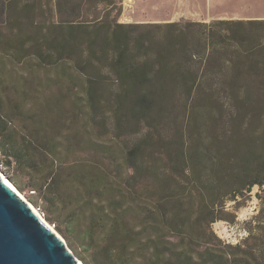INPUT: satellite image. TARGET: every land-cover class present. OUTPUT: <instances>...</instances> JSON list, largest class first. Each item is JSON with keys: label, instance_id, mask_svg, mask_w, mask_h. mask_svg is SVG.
<instances>
[{"label": "rangeland", "instance_id": "1", "mask_svg": "<svg viewBox=\"0 0 264 264\" xmlns=\"http://www.w3.org/2000/svg\"><path fill=\"white\" fill-rule=\"evenodd\" d=\"M54 2L0 0V136L18 156L2 155L0 143L5 178L81 264H104L95 246L115 264L125 254L128 264H264V108L124 103L90 36L52 26ZM117 2L120 14L101 5L98 17L264 19V0Z\"/></svg>", "mask_w": 264, "mask_h": 264}, {"label": "trees", "instance_id": "2", "mask_svg": "<svg viewBox=\"0 0 264 264\" xmlns=\"http://www.w3.org/2000/svg\"><path fill=\"white\" fill-rule=\"evenodd\" d=\"M101 5L121 13L117 0H55L59 21L52 26L90 36L94 61L105 58L124 103L146 109L170 105L195 113L264 108V19L120 24L109 13L99 18ZM194 139L189 135V149ZM0 141L1 154L18 159L8 134ZM51 185L52 179L45 188ZM102 221L101 216L90 220L85 237L91 242ZM95 248L104 264H115L106 247ZM127 259L125 254L117 264H128Z\"/></svg>", "mask_w": 264, "mask_h": 264}, {"label": "water", "instance_id": "3", "mask_svg": "<svg viewBox=\"0 0 264 264\" xmlns=\"http://www.w3.org/2000/svg\"><path fill=\"white\" fill-rule=\"evenodd\" d=\"M0 264H81L1 177Z\"/></svg>", "mask_w": 264, "mask_h": 264}, {"label": "bare ground", "instance_id": "4", "mask_svg": "<svg viewBox=\"0 0 264 264\" xmlns=\"http://www.w3.org/2000/svg\"><path fill=\"white\" fill-rule=\"evenodd\" d=\"M0 177L2 178V180L4 182H6L10 187H12L14 189V191L19 195V197L24 200L25 202H27V204L32 208V210L39 216V218L42 220L43 223H45L57 236H59L55 231L54 229L48 225L44 219L41 217V215L39 214V212L13 187V185L5 178V176L1 173V170H0ZM60 237V236H59ZM61 238V237H60ZM62 239V238H61Z\"/></svg>", "mask_w": 264, "mask_h": 264}]
</instances>
